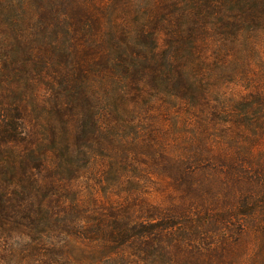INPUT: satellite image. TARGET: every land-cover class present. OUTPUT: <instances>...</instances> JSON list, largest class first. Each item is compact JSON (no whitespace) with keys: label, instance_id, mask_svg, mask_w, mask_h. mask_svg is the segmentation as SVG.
I'll list each match as a JSON object with an SVG mask.
<instances>
[{"label":"trees","instance_id":"trees-1","mask_svg":"<svg viewBox=\"0 0 264 264\" xmlns=\"http://www.w3.org/2000/svg\"><path fill=\"white\" fill-rule=\"evenodd\" d=\"M219 28L237 50L264 29V0H0V243L7 252L29 264H67L55 248L99 219L82 214L80 180L99 149L112 150L115 118L127 122L135 115L129 104L156 95L199 100L195 44ZM241 172L252 193H242L224 225L197 204L194 233L180 231L172 251L143 248L166 258L154 264H176L181 254L180 264H264V170ZM119 220L96 224L118 229L105 231L112 243L102 250L135 238ZM163 220L150 218V231L182 228ZM189 235L197 251L183 243Z\"/></svg>","mask_w":264,"mask_h":264},{"label":"rangeland","instance_id":"rangeland-1","mask_svg":"<svg viewBox=\"0 0 264 264\" xmlns=\"http://www.w3.org/2000/svg\"><path fill=\"white\" fill-rule=\"evenodd\" d=\"M260 30L237 50L231 46L233 38H226L222 28L200 38L204 40L195 44L196 64L191 71L196 86L205 90L199 100L156 95L145 99L148 103L129 104L135 115L130 113L127 122L115 118L112 126L118 128L114 143L109 144L112 150L99 149L96 164L80 180L82 214L99 219L84 234H71L65 249L55 248L67 264L164 262V256L151 255L152 249L171 247L172 251L181 238L180 231L194 233L199 203L209 206L210 216L218 223L225 221L248 190L247 181L238 180L241 171L253 174L256 168L264 170V29ZM158 38L157 46L163 50L167 45L165 33ZM258 190L254 187L253 194ZM155 217L165 218V223L181 221L182 228H167L171 235L150 231L149 219ZM117 218L120 223L128 221L135 238L121 250H102V243H112L105 231L117 234L118 229L104 225L99 231L95 226L100 220L111 224ZM190 220L192 226H187ZM95 234L100 237L90 238ZM169 237L178 240L174 244ZM189 238L183 243L197 251L191 246L200 243ZM213 240L209 239L215 243ZM146 246L150 255L143 249ZM10 250L7 243H0V264H29V257L15 259L7 252ZM181 260L182 254L174 262L180 264Z\"/></svg>","mask_w":264,"mask_h":264}]
</instances>
